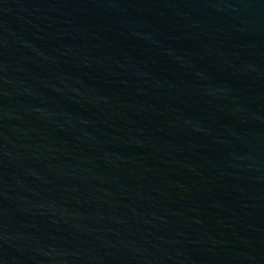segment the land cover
Here are the masks:
<instances>
[{
    "label": "water",
    "instance_id": "obj_1",
    "mask_svg": "<svg viewBox=\"0 0 264 264\" xmlns=\"http://www.w3.org/2000/svg\"><path fill=\"white\" fill-rule=\"evenodd\" d=\"M0 264H264V0H0Z\"/></svg>",
    "mask_w": 264,
    "mask_h": 264
}]
</instances>
